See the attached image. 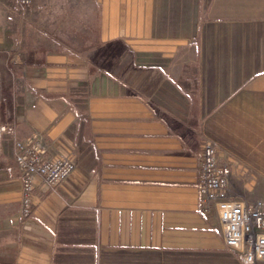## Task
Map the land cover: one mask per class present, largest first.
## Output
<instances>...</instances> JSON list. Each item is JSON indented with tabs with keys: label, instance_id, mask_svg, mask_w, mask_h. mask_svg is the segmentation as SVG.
<instances>
[{
	"label": "crops",
	"instance_id": "obj_1",
	"mask_svg": "<svg viewBox=\"0 0 264 264\" xmlns=\"http://www.w3.org/2000/svg\"><path fill=\"white\" fill-rule=\"evenodd\" d=\"M2 1L0 264H242L198 176L205 140L264 176V0ZM32 134L75 169L24 218Z\"/></svg>",
	"mask_w": 264,
	"mask_h": 264
},
{
	"label": "built area",
	"instance_id": "obj_2",
	"mask_svg": "<svg viewBox=\"0 0 264 264\" xmlns=\"http://www.w3.org/2000/svg\"><path fill=\"white\" fill-rule=\"evenodd\" d=\"M29 6L32 0H16ZM14 135L10 124H0V138ZM47 145L36 134L14 137V158L21 173L20 215L28 217L34 208L37 183L55 188L70 178L75 169L72 158H49ZM230 164L217 160L216 146L210 140L202 143V158L198 176L200 208L209 212L214 205L223 230L225 246L236 252L242 264L264 262V202L248 201L229 193Z\"/></svg>",
	"mask_w": 264,
	"mask_h": 264
},
{
	"label": "rangeland",
	"instance_id": "obj_3",
	"mask_svg": "<svg viewBox=\"0 0 264 264\" xmlns=\"http://www.w3.org/2000/svg\"><path fill=\"white\" fill-rule=\"evenodd\" d=\"M1 6L7 7V12L2 18L5 25L12 27L18 25V3L16 0L2 1ZM229 193L240 196L248 201L261 199L264 202V176H237L230 175L229 177ZM264 264V262H259Z\"/></svg>",
	"mask_w": 264,
	"mask_h": 264
}]
</instances>
